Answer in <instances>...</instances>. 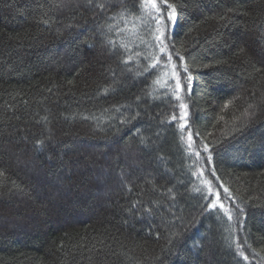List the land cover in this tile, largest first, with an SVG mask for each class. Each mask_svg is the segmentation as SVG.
Returning a JSON list of instances; mask_svg holds the SVG:
<instances>
[{"label": "trees", "instance_id": "1", "mask_svg": "<svg viewBox=\"0 0 264 264\" xmlns=\"http://www.w3.org/2000/svg\"><path fill=\"white\" fill-rule=\"evenodd\" d=\"M140 3L0 0V264H264V0H157L183 129Z\"/></svg>", "mask_w": 264, "mask_h": 264}, {"label": "rangeland", "instance_id": "2", "mask_svg": "<svg viewBox=\"0 0 264 264\" xmlns=\"http://www.w3.org/2000/svg\"><path fill=\"white\" fill-rule=\"evenodd\" d=\"M171 11V9H169L168 7L166 8V17H168V14L169 12ZM142 16V13L140 14V17ZM167 21L173 25V21L171 20H168ZM143 25L144 28L147 29V34L149 35V40L151 41V45L154 46V49L152 50V48H150V52L152 54V60L153 62L155 63L156 61H159L158 63H156V69H157V75H158V78H157V81H156V86L157 88L159 89H166L168 91V93H170L171 95H173L175 97V94H174V89H175V86H176V79L172 77V72H173V64L172 62L169 63L168 61V54L167 52L165 53H161L160 52V46H164L163 45H159V42L156 41L154 39V36L155 35H160V32H157L156 29L160 26H158L153 20L147 18V17H144L143 21L141 19L138 20V26H141ZM136 31L137 32V29L136 27L133 25V28H132V32ZM131 31H128V35L130 37H133V35L135 33H132ZM163 37V36H162ZM143 38H141L139 41L140 42H144L142 40ZM163 39V38H162ZM181 104H184L182 102V100L180 99V121L182 124L183 123V113H185V108H181ZM183 116V118H182ZM186 141L185 142V146L188 150V154L190 155L191 157V160L193 162V167H194V173H195V176L197 178V188L198 189H202L206 194L210 195V198L212 200V207L214 208H217L219 209L220 211L224 212V208L221 204V202H219V198H218V195H217V189L215 187H213L212 185L209 184V182L207 181V179L205 178V176H203L202 174V170L200 168V165L199 163H197L196 159H195V151L192 152L190 151V147H189V144L191 142H189V140L186 138Z\"/></svg>", "mask_w": 264, "mask_h": 264}, {"label": "snow or ice", "instance_id": "3", "mask_svg": "<svg viewBox=\"0 0 264 264\" xmlns=\"http://www.w3.org/2000/svg\"><path fill=\"white\" fill-rule=\"evenodd\" d=\"M161 3H163V0H161ZM100 7L103 8V5H100ZM140 10L142 12V16L140 17V19L143 21L144 17H147L151 20H153L158 26L162 25L164 23V17L161 14V8L158 6L157 0H141L140 3ZM168 8L171 9V11L168 14L167 19L171 20V21H175L176 19V13H175V9L174 7L169 4ZM125 11H127V9H125ZM121 15L123 16V13H121ZM157 32H160V35H155L154 39L156 41L159 42V45H163L164 41L162 39L163 36V32L161 31V28L158 27L156 29ZM160 52L161 53H165L166 52V46H160ZM183 59V58H181ZM172 57L171 55L168 56V61L169 63H171ZM159 61H156L155 63L149 65V67H155V64L158 63ZM147 71V69H146ZM184 71H187V67H184ZM172 77L176 79V86L174 89V94L177 100H180V91H181V82H180V77L179 74L175 71V65H173V72H172ZM191 79V77H189V80ZM186 106L184 104H181V108H185ZM183 116H187V113H183ZM182 116V118H183ZM173 119H175V117H173ZM181 128H184V124H181ZM189 139H191V136H189ZM205 150H207V148L205 147ZM209 159H211V157H209ZM211 207V206H210ZM229 219H231V217L229 216Z\"/></svg>", "mask_w": 264, "mask_h": 264}]
</instances>
